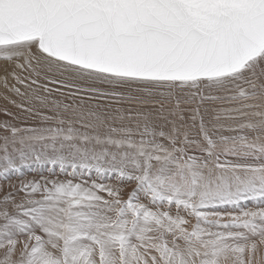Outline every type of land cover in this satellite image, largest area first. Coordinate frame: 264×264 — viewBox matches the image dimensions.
I'll list each match as a JSON object with an SVG mask.
<instances>
[{"label":"snow or ice","instance_id":"6c2138e0","mask_svg":"<svg viewBox=\"0 0 264 264\" xmlns=\"http://www.w3.org/2000/svg\"><path fill=\"white\" fill-rule=\"evenodd\" d=\"M0 99V264H264V0H0Z\"/></svg>","mask_w":264,"mask_h":264},{"label":"bare ground","instance_id":"6f19581e","mask_svg":"<svg viewBox=\"0 0 264 264\" xmlns=\"http://www.w3.org/2000/svg\"><path fill=\"white\" fill-rule=\"evenodd\" d=\"M12 98L17 99L14 96ZM5 103L6 102L4 100L0 99V106H3ZM9 107L11 108L12 106L9 105ZM0 118H3V117L0 116ZM20 123L29 124V123H32V121H30V120H22V121H20ZM56 171L58 172L59 169L57 168ZM23 172H24V174L22 176L17 175V174H13L11 176V182L18 184L20 180L39 179L41 175L50 176L47 167L44 168L42 171L39 170V169L33 170V169L26 168V169L23 170ZM59 178L63 179L64 176L61 175ZM106 182H114V181H106ZM0 184L7 186L8 180L0 179ZM132 187H133V185H131V184L127 185L126 191L131 189ZM256 206H258L256 201H251L250 200V201L242 202V207L254 208Z\"/></svg>","mask_w":264,"mask_h":264}]
</instances>
